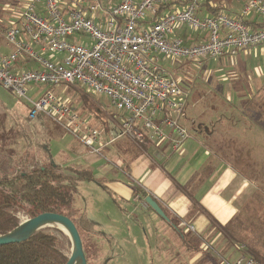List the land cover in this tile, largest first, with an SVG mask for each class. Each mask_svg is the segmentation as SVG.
<instances>
[{"label":"built area","instance_id":"obj_1","mask_svg":"<svg viewBox=\"0 0 264 264\" xmlns=\"http://www.w3.org/2000/svg\"><path fill=\"white\" fill-rule=\"evenodd\" d=\"M103 1H27L19 24L4 34L12 52L0 54V86L30 102V121L46 117L97 153L102 132L89 126L56 87L79 85L108 98L120 118L110 122L112 141L169 142L180 152L192 137L180 122L189 94L156 62V55L200 62L263 46L264 0H248L234 15L203 12L207 0H184L182 9L166 12L147 26L142 22L148 13L174 0H108L111 6L102 26L90 15L102 11ZM251 17L259 24L250 22ZM184 27L199 42L186 45L177 36ZM19 62L29 67L19 68ZM35 87L44 90L32 98ZM179 226L194 231L184 222ZM231 264L261 263L247 255Z\"/></svg>","mask_w":264,"mask_h":264},{"label":"crops","instance_id":"obj_2","mask_svg":"<svg viewBox=\"0 0 264 264\" xmlns=\"http://www.w3.org/2000/svg\"><path fill=\"white\" fill-rule=\"evenodd\" d=\"M5 2L7 0H0V4ZM171 3L172 8L168 12L182 9L184 0ZM221 3L231 11L240 10L238 5L237 8L233 5L238 3L237 0H222ZM102 4V11L90 16H94L103 26L111 2L104 0ZM23 11L22 8L20 13L10 18L12 24L9 23L8 13L2 17L7 20L8 26L0 29V54L12 52L4 34L7 29L19 24ZM153 15L148 13V21ZM250 22L259 24L254 17H251ZM183 30H178L177 36L186 45L199 42L197 35ZM18 67L27 68L29 65L19 62ZM43 90L32 88L30 97L37 98ZM263 90L264 87L249 93L231 90L223 100L213 97V104L231 103L232 109L213 110L210 126H205V123L196 125L195 134H191V139L180 152L173 151L169 142H147L138 146L128 138L112 141L111 126L97 124L99 120L96 117L88 116L85 118L88 125L102 132L103 140L97 145L100 153H97L46 117L40 116L30 121V102L20 101L12 92L0 86V163L6 169H12V162L29 155L40 164L53 163L73 179H78L79 175L86 172L92 178L89 182L96 183L106 192L130 203L131 207L141 208L145 212L153 211L158 215L149 205L144 204V199L134 194L136 188L147 191L166 210V219L158 216L178 235L179 239H171V243L179 246L186 255L183 260L185 264H219L221 261L228 262L227 257L233 256L234 260L228 262L231 264L241 256L252 254L264 260ZM36 123L44 128L45 139L33 143L26 136L24 125L35 127ZM15 128L22 131L27 148L17 150L15 157L1 154L5 150L16 149L15 145L4 146ZM51 139L62 143L56 152L48 149ZM214 143H224L225 146L219 148L226 152H216ZM63 154L67 155L66 160ZM120 176L127 180V184L119 179ZM84 181L87 180L78 182L77 187ZM120 211L125 218L138 220L137 216L132 215V210L120 208ZM77 213V217L83 216L89 221V228L94 232L90 235H103L98 231L101 227L96 221L84 213ZM169 216L176 222L178 230L191 241L199 243L196 250L189 248L185 238L169 221ZM150 218L158 222L156 217L151 215ZM182 222L193 226L194 231L187 232L181 228L179 225ZM241 247L245 249L241 250Z\"/></svg>","mask_w":264,"mask_h":264},{"label":"rangeland","instance_id":"obj_3","mask_svg":"<svg viewBox=\"0 0 264 264\" xmlns=\"http://www.w3.org/2000/svg\"><path fill=\"white\" fill-rule=\"evenodd\" d=\"M18 1L19 5L17 6ZM27 1L29 0H7L0 4V29L8 26L7 20L2 17L8 13L9 19H12L13 15L20 13L22 8L24 9ZM237 1L238 3L233 5L236 8L239 6L241 10L248 0ZM7 7L8 11H6ZM11 19L10 24H12ZM182 32H191L196 35L187 27H184ZM156 62L167 71V74L179 81L189 94L184 116H181L180 122L191 134H195V126L199 123L210 126L213 110L232 109L231 103L214 102L213 104V97L223 100L227 92L229 93L231 90L249 93L254 89L264 87V45L241 52L235 57L208 59L200 62L187 61L188 64H185L186 61L156 55ZM34 89L42 90L43 88L35 87ZM54 91L84 119L88 116L96 117L99 120L97 124L102 125L103 123L106 126L110 125V122H118L120 119L108 98L96 94L86 87L62 85L56 87ZM262 92L264 94V90ZM20 101L24 100L20 99ZM20 120L24 123L23 119ZM24 131L33 143L45 139L44 128L40 124L36 123L35 127L25 124ZM135 144L139 146L145 143ZM8 145H15L16 149L5 150L1 154L15 157L17 150L23 151L24 147L27 148V141L21 130L15 128L9 134L4 142V146ZM61 146L62 143L58 140L51 139L48 149L56 152ZM213 146L218 153L226 152L219 148L220 146L224 147V143L219 145L214 143ZM63 156L66 160L67 155L63 154ZM9 171L11 170L9 169ZM119 179L127 184V180L123 176H120ZM108 193L96 183L84 181L73 192L72 204L64 211L67 215L72 216L73 214V218L78 214L77 211L84 213L101 227L98 228V231L103 234L102 236L94 237L84 232L81 233L88 264H185L183 260L186 255L184 256L179 246L171 243V239H179L178 235L169 228L164 220L153 211L145 212L141 208L131 207L130 203ZM120 208L132 210V215L137 216L138 220L125 218ZM151 215L156 217L158 222L151 220ZM25 219L27 218L21 217V222ZM52 229L61 231L58 228ZM61 232L64 236L59 233L56 235L69 255L72 248L71 241L63 231ZM250 256L264 264V260L256 254ZM227 258L229 262L235 257ZM228 262L221 261L219 264H229Z\"/></svg>","mask_w":264,"mask_h":264},{"label":"trees","instance_id":"obj_4","mask_svg":"<svg viewBox=\"0 0 264 264\" xmlns=\"http://www.w3.org/2000/svg\"><path fill=\"white\" fill-rule=\"evenodd\" d=\"M221 1L207 0L201 8L203 12L209 14L223 11L230 15L236 13L229 10ZM171 8L172 3L159 7L149 21L147 18L142 22L143 25L147 26L157 21L164 11L168 12ZM185 64L188 62L186 61ZM12 163L11 171L6 170L4 164L0 163V235L17 228L21 223V217L32 218L46 212L65 214L64 211L72 204V194L77 189L78 182L92 180L86 172L79 175L78 179L67 177L53 163L40 164L29 155ZM134 194L144 200L151 197L147 191L140 188H136ZM160 207L168 216L166 210ZM68 216L75 222L80 234L94 233L85 217H77V214L75 218L72 217L73 214ZM169 221L177 229L176 222L170 216ZM178 231L185 238L190 249L198 248L199 243L191 241L185 233ZM56 233L63 235L57 229L46 228L24 243L0 247V264H65L68 254Z\"/></svg>","mask_w":264,"mask_h":264},{"label":"water","instance_id":"obj_5","mask_svg":"<svg viewBox=\"0 0 264 264\" xmlns=\"http://www.w3.org/2000/svg\"><path fill=\"white\" fill-rule=\"evenodd\" d=\"M145 202L159 216L166 219L165 213L152 197L146 198ZM53 223L63 224L68 230L67 236L71 241L72 248L71 253L67 255L65 264H88L80 231L75 222L63 213L46 212L25 219L11 232L0 235V247L24 243L41 230L51 228L52 226L49 225Z\"/></svg>","mask_w":264,"mask_h":264},{"label":"bare ground","instance_id":"obj_6","mask_svg":"<svg viewBox=\"0 0 264 264\" xmlns=\"http://www.w3.org/2000/svg\"><path fill=\"white\" fill-rule=\"evenodd\" d=\"M49 226H52L51 228H58V229H60V230L63 231L66 235H67V233H68L67 228H66L63 224L53 223V224H50Z\"/></svg>","mask_w":264,"mask_h":264}]
</instances>
